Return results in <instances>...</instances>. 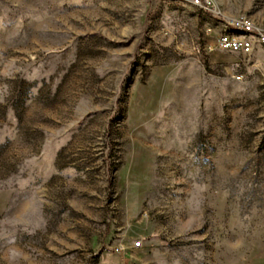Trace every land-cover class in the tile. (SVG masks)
Returning a JSON list of instances; mask_svg holds the SVG:
<instances>
[{"label":"rangeland","instance_id":"obj_1","mask_svg":"<svg viewBox=\"0 0 264 264\" xmlns=\"http://www.w3.org/2000/svg\"><path fill=\"white\" fill-rule=\"evenodd\" d=\"M210 1L0 0V264H264V53L212 31L264 0Z\"/></svg>","mask_w":264,"mask_h":264},{"label":"built area","instance_id":"obj_2","mask_svg":"<svg viewBox=\"0 0 264 264\" xmlns=\"http://www.w3.org/2000/svg\"><path fill=\"white\" fill-rule=\"evenodd\" d=\"M192 5L209 8L210 0H189ZM214 28L216 48L230 53L250 55L255 50L264 53V27L245 15L218 17ZM216 29V30H214ZM240 79L238 75L236 77ZM132 248L141 247V241L132 242Z\"/></svg>","mask_w":264,"mask_h":264}]
</instances>
